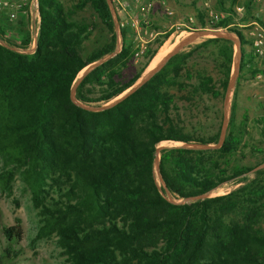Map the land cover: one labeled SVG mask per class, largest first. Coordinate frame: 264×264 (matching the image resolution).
<instances>
[{"label":"trees","instance_id":"1","mask_svg":"<svg viewBox=\"0 0 264 264\" xmlns=\"http://www.w3.org/2000/svg\"><path fill=\"white\" fill-rule=\"evenodd\" d=\"M252 2L244 1L241 21L251 17ZM233 3L215 1V8L227 16L209 28L225 29L237 37L238 85L243 73L251 79L264 75V65L257 66L251 50L244 53L243 47L251 42L228 27ZM85 6L108 39L82 55L88 25L73 16ZM37 12L32 53L0 45V195L11 196L17 175L39 217L33 241L55 237L62 264H264V168L252 172L264 157L253 167L235 163L247 121L242 115L236 123L235 94L220 147L162 150L157 170L161 186L154 180L157 145L217 143L220 127L210 136L183 131L178 114L172 115L176 107L171 90L181 94L179 101L193 106L203 96L222 97L233 43L210 38L188 46L112 108L88 112L70 100L80 72L109 56L74 90L76 102L104 105L137 82L171 33L154 39L141 57L145 62L128 74L134 49L124 44L119 29L121 45L115 53L117 39L106 0H77L71 8L60 0H37ZM196 19L199 29H205L201 10H196ZM25 25L18 20L15 30H4L10 25L0 20V40L25 50ZM6 31L20 37V44L6 40ZM209 46L220 75L216 81L191 66L192 58ZM254 123L264 140L262 120ZM250 173L253 177L247 180ZM227 183L243 184L227 194L198 199ZM163 194L172 202H185L171 203ZM1 231L9 244L22 236L17 220Z\"/></svg>","mask_w":264,"mask_h":264},{"label":"rangeland","instance_id":"2","mask_svg":"<svg viewBox=\"0 0 264 264\" xmlns=\"http://www.w3.org/2000/svg\"><path fill=\"white\" fill-rule=\"evenodd\" d=\"M60 1L64 5V7L71 8L77 0ZM107 1L112 12L114 13V9L112 7V4L114 3L112 2V0ZM165 1L173 4V6L179 10H174L169 6L167 2H165L167 7L169 8L168 11L171 12V15H161L162 19L159 28L160 31L171 34L163 42L161 48L159 47L160 49L157 50L158 52L156 51V60L153 63L152 60H150V64L148 63L149 65H147V69L145 68V70L141 74L140 79L143 78L149 71H151L175 46L180 44L183 40L189 38L191 35L204 30L199 29L200 26L198 25L196 19V10H201V0H197L193 6L190 3L191 0L189 2H187V0ZM215 1L216 0H207L209 10L213 13L224 14V12L218 11L215 8ZM229 1L230 0H226V4ZM233 1L234 3L232 10L233 8L238 6H242L244 8V0ZM163 12L164 10L162 11V13ZM256 12L257 10L254 9V11H252V15H255ZM73 18L76 21H81L88 25L87 39L84 41L82 46V55H86L92 49L106 43L108 34L88 6H85L82 10L75 12ZM188 19H190V22L188 21ZM231 20L233 24L237 25L241 22V20H237L234 15L232 16ZM248 20L251 21V19L249 18ZM17 22L12 24L8 28L5 27L4 30H15L14 27H16L15 25L17 24ZM228 27L239 30L241 34L246 33L245 30L249 29L248 27L245 30L238 29V27ZM146 28H148V26ZM148 29L151 28L149 27ZM205 30L211 29L208 25H206ZM220 31L227 32L225 29H221ZM210 38L214 37L212 35H207L206 37L195 40L189 46L192 47L193 45L199 44L202 41ZM228 38L233 40V42L236 41V39L232 36ZM120 41L121 40L119 34H117V50L118 47H120ZM144 46L147 48L149 45ZM149 47H152V43ZM187 47L183 51H186ZM243 48L244 53H247L251 50L249 46H244ZM236 49L233 44L231 70L233 68V65L235 64V59L238 53ZM144 62L145 60L143 58L132 60L131 67L126 71V73L130 74L131 72H133V69L135 67L142 65ZM256 63L259 68H262L261 66L264 65V61L260 63L256 61ZM216 65V60L212 55L211 46H209L205 52L196 54L191 60V66L194 72L201 71L210 76L214 81L220 78L219 71ZM88 67L76 76L73 84L88 69ZM171 93L175 97L176 107V112L172 111V115H175V113L178 114L177 119L180 127L184 132L195 134L197 136H210L216 131L217 127L221 128L223 124L227 123L230 104L233 94H235L236 123L240 120L242 115H245L247 120L246 123H244L243 128L245 133L242 141L243 145L240 147L239 153H237L236 155L235 163L246 167H253L261 162L262 158L264 157V140L259 133V128L255 125L254 122L262 120L261 126L264 127V76H260L259 79H251L247 76V73H243L238 82V85H236L235 81L233 88L229 93L225 94L224 92L223 96L217 99H211L209 97L203 96L201 98V101L197 100V103L194 106L179 101L178 98L179 96H181V94H179L174 89L171 90ZM181 145L182 144L179 143L163 142L157 145L156 148L163 146L173 147ZM257 151H260V153H258ZM262 165H264V163L257 167H262ZM252 177L253 175L252 173H250L249 175H247V180H250ZM154 180L158 187L161 186L155 170ZM242 184L243 183L223 184L219 188L208 193L206 197L211 198L227 194L228 192L235 190ZM50 196H53V194L50 193ZM163 196L166 200L173 201V199L168 194H163ZM175 202H180V200H176ZM15 220L18 221V227L21 230L22 236L20 241L14 243L12 242L9 244L5 241L1 229L14 225ZM38 226L39 217L37 215V211L31 206L29 193L20 182L18 176L15 175L12 184L11 196L9 198H5L0 195V264H62L63 257L60 254V250L56 246L55 237L52 236L47 239L33 241V237ZM5 250H8L9 253L6 254Z\"/></svg>","mask_w":264,"mask_h":264},{"label":"built area","instance_id":"3","mask_svg":"<svg viewBox=\"0 0 264 264\" xmlns=\"http://www.w3.org/2000/svg\"><path fill=\"white\" fill-rule=\"evenodd\" d=\"M112 2L120 9L122 12H130L132 6L140 4V0H112ZM264 3V0H253V4L258 5ZM201 11L203 13L204 21L206 25L211 26L219 22L221 19L227 16V13L218 14L213 13L209 10L207 0H201ZM233 14L237 20H241L245 17V10L242 6L233 8ZM163 14L165 16H170L171 12L164 10ZM19 16H22L25 21V29L28 35L27 48L25 50H18L21 53H32L35 48L36 36L38 32L39 16L37 12V0H0V20L7 25H12L17 22ZM190 22V19H188ZM139 24L146 28L148 22L146 20H141L140 22L134 20L132 16L129 15V23L125 24L123 22H118V29H123L129 26L130 29L136 30ZM205 30V29H204ZM221 30V29H218ZM4 38L10 41L12 44L19 45L20 37L16 34L6 31L4 32ZM0 42L6 45L3 41ZM250 49L253 57L257 61H264V24L259 26L255 30L254 34L251 36ZM7 46V45H6ZM15 49V48H14ZM146 47L143 43H140L134 48L132 55V60H137L143 56ZM255 76L254 79H257Z\"/></svg>","mask_w":264,"mask_h":264},{"label":"water","instance_id":"4","mask_svg":"<svg viewBox=\"0 0 264 264\" xmlns=\"http://www.w3.org/2000/svg\"><path fill=\"white\" fill-rule=\"evenodd\" d=\"M106 3L108 5V8H109V11H110V14H111V18L113 20V26H114V32H115V35H116V39H117V34H119V29H118V26H117V23L114 19V16H113V13H112V10L109 6V3L108 1L106 0ZM211 34L214 38H222V39H226V40H229L231 41L234 46H235V49L237 50V56H236V59H235V64L233 65V68L230 72V77H229V82H228V85H227V89L225 91V94L229 93L230 90L233 88V85L236 81V77H237V74H238V65H239V58H240V53H239V42H238V39L235 35L231 34V33H228V32H225V31H220V30H203V31H200V32H197L193 35H191L189 38L183 40L180 44H178L177 46H175L168 54H166V56L151 70L149 71L143 78H139L137 80V82L132 86L130 87L128 90H126L125 92H123L121 95H119L118 97H116L115 99L111 100L110 102L106 103L105 105L103 106H89V105H83V104H78L74 101V90L76 88V86L78 85V83L80 82V80L82 79V77L87 73L89 72L91 69H93L95 66H97L98 64H100L102 61H104L106 58H103L102 60H99L91 65H89L88 69L76 80V82L73 84V86L71 87L70 89V100L73 104H75L76 106H78L79 108H81L82 110H85V111H88V112H102V111H105L107 109H110L112 108L113 106H115L116 104H118L119 102H121L122 100H124L126 97H128L131 93H133L135 90H137L140 86H142L145 82H147L153 75H155L165 64L166 62L171 58L173 57L174 55L178 54L179 52L183 51L187 46H189L190 44H192L195 40L199 39V38H202V37H206L207 35ZM234 37L236 39L235 42H233V40H231L230 38L228 37ZM0 45L5 47V48H8L14 52H19L18 50L14 49V48H10L4 44H2L0 42ZM118 50H119V47H118ZM117 50V47L115 48V53L118 52ZM21 53V52H19ZM23 54H28V53H23ZM86 67V68H87ZM226 124H223L222 127L220 128V134H219V137H218V141L215 145H212V146H209V145H181V146H173V147H158L155 149V156L156 158L154 159V163H153V168L158 176V179L160 181V178H159V175L157 173V170H158V153L162 150H169V149H174V148H178V147H182V148H186V149H193V150H201V151H206V150H217L220 145L222 144V141H223V138H224V133H225V128H226ZM264 165H262V167H256L252 170V172L260 169V168H263ZM161 183V181H160ZM207 194H204V195H201L198 197V199H204V198H207L206 197ZM171 203H175V202H172L170 201ZM185 201H180V202H176V203H184Z\"/></svg>","mask_w":264,"mask_h":264},{"label":"crops","instance_id":"5","mask_svg":"<svg viewBox=\"0 0 264 264\" xmlns=\"http://www.w3.org/2000/svg\"><path fill=\"white\" fill-rule=\"evenodd\" d=\"M190 0H187L189 2ZM197 0H191V5L193 6L194 3H196ZM245 1V0H244ZM169 4L170 7H172L174 10L176 9L173 4L169 3L165 0H140V4L136 6H132L130 12H122L115 4H112V7L114 9V19L118 22H123L125 24L129 23V15L132 16V18L138 22L141 20H146L148 22V28H142L141 26L138 27L136 30H132L129 27L123 28V37H124V44L128 45L130 44L132 46V50L139 45L140 43H143L144 45H149L153 42L154 39H156L159 35L163 34L164 32L160 31V22H161V15H163V10H169L166 3ZM180 5V4H177ZM170 8V9H172ZM254 9L257 10L255 15H252V11ZM179 10V9H176ZM251 21L248 19L246 21H241L238 25L231 23L229 26L231 27H238V29H247L245 30L246 33H242L241 35L243 38L247 41L251 40V36L254 34L255 30L259 26H263L264 24V3H260L258 5H253V9L250 11ZM18 20H23L22 17H19ZM140 25V24H139ZM239 31V30H238ZM240 32V31H239ZM117 45V41H116ZM121 45V41H120ZM148 46V47H149ZM117 47V46H116ZM260 76H264L263 74L258 75V79Z\"/></svg>","mask_w":264,"mask_h":264},{"label":"bare ground","instance_id":"6","mask_svg":"<svg viewBox=\"0 0 264 264\" xmlns=\"http://www.w3.org/2000/svg\"><path fill=\"white\" fill-rule=\"evenodd\" d=\"M209 35H211V34H209ZM155 60H156V58H154V59L152 60V63H153Z\"/></svg>","mask_w":264,"mask_h":264}]
</instances>
